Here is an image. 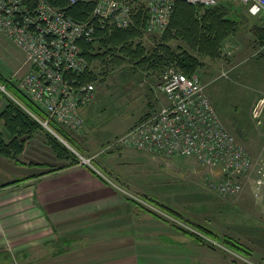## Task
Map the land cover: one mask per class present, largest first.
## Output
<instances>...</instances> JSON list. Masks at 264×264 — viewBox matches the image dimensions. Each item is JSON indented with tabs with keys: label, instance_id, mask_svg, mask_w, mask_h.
Masks as SVG:
<instances>
[{
	"label": "rangeland",
	"instance_id": "obj_1",
	"mask_svg": "<svg viewBox=\"0 0 264 264\" xmlns=\"http://www.w3.org/2000/svg\"><path fill=\"white\" fill-rule=\"evenodd\" d=\"M141 1L145 4L147 0ZM247 22L245 23V19L239 16L237 38L242 37V41L249 37L250 30L248 26L245 27ZM160 35L161 32L144 30L141 40L146 48H150ZM178 43L183 44L177 41L170 42L173 47ZM258 45L255 42L256 50L254 48L252 56L235 70V75L230 73L227 67L219 68L210 75H206L207 72L202 74L205 72L201 70L197 71L205 84V91L211 103L214 107L216 105L215 109L222 123L251 155V167L242 174L240 178L242 189L235 195H223L210 190L207 179L211 176V170L190 155L166 157L134 147L107 148L115 137L136 124L146 113L154 112L153 109L158 105L155 99L160 92L159 75L134 68L130 63L115 67H102L98 61L94 63L92 68L96 78L92 80L95 91L89 103L90 116L89 114L88 117L83 116L85 126L81 131H70L71 137L79 144L81 151L75 148H73L75 152L70 150L79 160L89 159V164H86L91 169L108 182L119 186L125 195L130 196L161 220L154 221L157 218L151 219L153 217L147 213L145 214L147 224H157L160 221L174 228L197 232L191 224L198 222L211 228L219 236L226 234L238 238L251 250L250 255H244L222 242L201 234L207 242H211L212 247L225 252L223 258L226 259L223 260L226 264H264V185L258 195L254 194V181L262 174L258 167L261 160H264L262 150L264 133L262 125L258 124L251 114V107L259 98L264 97V91L255 90L257 98L251 105L245 106L246 93L252 92L251 86L258 84L261 79L264 80V47L260 48L261 44ZM225 49L229 50L230 47L226 46ZM260 50L262 57L259 55ZM206 59L201 57L202 61H211ZM212 61L220 63L219 60ZM230 61L226 59L221 65H228ZM28 69L23 52L0 30V73L19 81ZM204 78L208 80L213 78L221 82L235 78L237 83H232L234 86L224 85V89L218 91L214 89L215 83L210 85L214 105ZM1 92L8 94L0 84ZM1 97L0 106L5 103ZM87 121H90L89 124ZM42 126L53 134L46 125ZM58 139L63 143L62 139ZM19 158L25 162L48 163L50 166L61 163L51 151L43 131H38L34 135ZM15 173L17 174L11 171L8 177H20L23 172ZM157 204L169 206L180 217L171 216L156 206ZM4 260L7 261H4L5 264H21L17 257Z\"/></svg>",
	"mask_w": 264,
	"mask_h": 264
},
{
	"label": "built area",
	"instance_id": "obj_2",
	"mask_svg": "<svg viewBox=\"0 0 264 264\" xmlns=\"http://www.w3.org/2000/svg\"><path fill=\"white\" fill-rule=\"evenodd\" d=\"M67 1L92 2V13L79 21L48 0H0V30L20 48L29 66L18 82L19 88L44 109L48 118L78 132L85 126L81 109L91 102L95 91L93 82L83 79L88 63L78 43L93 39L99 26L123 29L135 25V8L130 0ZM185 1L210 6L220 0ZM227 1L244 4L252 15L262 14L264 28V0ZM176 2L147 0L144 30H165ZM158 87L166 103L115 137L107 148L134 147L162 156L190 155L211 170L207 179L210 190L237 194L242 189L241 175L251 167V155L222 123L200 76L169 66L162 70ZM263 111L264 98H259L251 114L264 133ZM80 162L89 164V159ZM258 168L262 174L254 181L255 195L264 185V160Z\"/></svg>",
	"mask_w": 264,
	"mask_h": 264
},
{
	"label": "crops",
	"instance_id": "obj_3",
	"mask_svg": "<svg viewBox=\"0 0 264 264\" xmlns=\"http://www.w3.org/2000/svg\"><path fill=\"white\" fill-rule=\"evenodd\" d=\"M230 8L245 23L249 22L245 26L250 30L249 37L242 41L237 32L228 36L221 57L213 59L220 63L212 59L202 61V74L210 75L227 67L235 75V70L256 50L255 42L261 44L253 27L261 15L248 13L239 2L231 3ZM226 46L230 49L226 50ZM263 47L264 43L260 45ZM259 55L262 57L261 50ZM226 59L231 60L230 64L221 65ZM207 78L204 82L212 101L210 85L215 83L214 89L218 91L224 85L237 83L235 78L226 82ZM251 87L252 92L246 93V107L257 98L255 90L264 91V80ZM155 100L158 105L153 110L167 101L161 91ZM81 112L90 116L91 105L82 107ZM22 162L0 156V264L11 257L20 259L21 264H226L225 252L165 222L162 224L157 215L88 165L79 162L51 170L54 166ZM11 171L23 173L20 177H8ZM26 176L30 177L2 186ZM147 213L151 219L157 218L154 221H160L147 224Z\"/></svg>",
	"mask_w": 264,
	"mask_h": 264
},
{
	"label": "trees",
	"instance_id": "obj_4",
	"mask_svg": "<svg viewBox=\"0 0 264 264\" xmlns=\"http://www.w3.org/2000/svg\"><path fill=\"white\" fill-rule=\"evenodd\" d=\"M130 1L135 8V25L123 29L99 26L94 32L93 39L79 41L81 52L88 63L83 79L92 81L96 78L92 66L97 61L102 67H115L130 63L134 68L159 75V78L162 70L169 66L176 67L190 75L203 66L201 57L220 58L225 39L238 30L239 16L230 11V4L233 2L220 0L215 5L206 6L201 3L177 0L168 26L161 32L160 38L153 43V46L146 48L141 40L146 22L145 4L141 0ZM48 2L63 8L66 14L79 21L86 20L94 6L92 2L74 4H70L67 0H48ZM253 27L256 28L259 42L263 44L264 28L261 26V20L258 19ZM171 41L183 44L178 43L176 47H173L170 44ZM0 84L9 94L1 92L5 105L0 110V156L23 163L19 155L23 153L34 135L38 131H43L55 158L64 162L59 166L51 165L50 167L54 166L50 168L51 170L80 162L77 155L60 142L58 137L44 129L38 119L47 120L48 126L53 131L66 140L70 146L81 151L79 144L70 135L71 130L48 118L44 109L23 93L16 78L6 77L0 73ZM28 163L29 165H49L33 161ZM28 177L30 176L19 178L2 186L23 181ZM156 206L171 216H179L169 206L159 204ZM191 226L204 236L222 242L236 252L244 255L251 254V250L236 237L226 234L219 236L210 228L197 223H192ZM176 228L212 247L211 242H207L199 233Z\"/></svg>",
	"mask_w": 264,
	"mask_h": 264
},
{
	"label": "water",
	"instance_id": "obj_5",
	"mask_svg": "<svg viewBox=\"0 0 264 264\" xmlns=\"http://www.w3.org/2000/svg\"><path fill=\"white\" fill-rule=\"evenodd\" d=\"M42 124H44V125H46L47 127H48V129L51 131V132H53V134L56 136V137H58V138H60V139H62L55 131H53L46 123H42ZM62 141H63V143L67 146V147H69V148H71V149H73L64 139H62Z\"/></svg>",
	"mask_w": 264,
	"mask_h": 264
}]
</instances>
